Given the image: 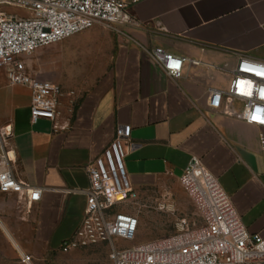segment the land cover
I'll use <instances>...</instances> for the list:
<instances>
[{
    "label": "crops",
    "instance_id": "0c3cea01",
    "mask_svg": "<svg viewBox=\"0 0 264 264\" xmlns=\"http://www.w3.org/2000/svg\"><path fill=\"white\" fill-rule=\"evenodd\" d=\"M123 1L138 25H96L25 58L63 92L58 129L45 119L32 124L29 91L1 76L0 127H11L14 171L41 195L21 207L14 194L0 195V237L29 241L18 252L37 264H108L104 243L60 246L84 216V167L118 126L138 145L124 158L134 191L178 181L197 157L247 232L264 236V128L206 109L209 90L227 87L239 56L264 61V0ZM154 48L185 58L178 79L151 60Z\"/></svg>",
    "mask_w": 264,
    "mask_h": 264
},
{
    "label": "built area",
    "instance_id": "2783aa9c",
    "mask_svg": "<svg viewBox=\"0 0 264 264\" xmlns=\"http://www.w3.org/2000/svg\"><path fill=\"white\" fill-rule=\"evenodd\" d=\"M96 25L117 29L138 24L130 13V4L123 0H0V68L8 86H22L29 91L32 124L45 119L53 122L54 129L59 128L55 120L63 92L59 85L33 74L25 58L39 48ZM149 57L167 77H180L185 58L161 48H154ZM241 82H244L243 91ZM262 90L264 61L239 56L230 71L227 87L209 90L206 109L264 128V123L250 119L257 108L264 119ZM136 147L137 144L129 141V127L118 126L113 140L84 167L88 179V187L83 191L84 216L74 235L62 242V252L104 243L109 249L108 264L264 263V236L247 232L229 197L197 157L190 158L178 181L200 223L189 224L182 219L177 232L168 237L129 247L116 245L118 241H133L139 226L136 216L118 209L134 195L124 158ZM14 165L11 127L1 126L0 195L14 194L19 205L38 202L41 189L21 181ZM19 260L28 264L30 257L20 255Z\"/></svg>",
    "mask_w": 264,
    "mask_h": 264
},
{
    "label": "rangeland",
    "instance_id": "374dc122",
    "mask_svg": "<svg viewBox=\"0 0 264 264\" xmlns=\"http://www.w3.org/2000/svg\"><path fill=\"white\" fill-rule=\"evenodd\" d=\"M33 70L35 74L38 71L36 66H33ZM3 72L0 68V80ZM133 194L130 200L118 207L119 210L136 216L139 221L135 239L125 242L127 246L173 235L182 219L189 224L200 223L189 197L177 180L164 179L157 185L134 191ZM17 243L26 245L29 241L13 242L0 237V264H23L19 260ZM28 264H37V260L31 259Z\"/></svg>",
    "mask_w": 264,
    "mask_h": 264
},
{
    "label": "clouds",
    "instance_id": "9594fccd",
    "mask_svg": "<svg viewBox=\"0 0 264 264\" xmlns=\"http://www.w3.org/2000/svg\"><path fill=\"white\" fill-rule=\"evenodd\" d=\"M262 93H264V90H262ZM262 95H264V94H262ZM260 111L261 110L259 108H257L255 115L251 116L250 119L253 120V121H257V122H260V123H264V119H262V117L260 115Z\"/></svg>",
    "mask_w": 264,
    "mask_h": 264
},
{
    "label": "snow or ice",
    "instance_id": "6c2138e0",
    "mask_svg": "<svg viewBox=\"0 0 264 264\" xmlns=\"http://www.w3.org/2000/svg\"><path fill=\"white\" fill-rule=\"evenodd\" d=\"M243 83H244V82H241V90H242V91H243ZM250 88H251V84L249 83V89H250ZM247 94H249V95H250L251 93H250V92H248ZM261 94H264V93H261Z\"/></svg>",
    "mask_w": 264,
    "mask_h": 264
}]
</instances>
